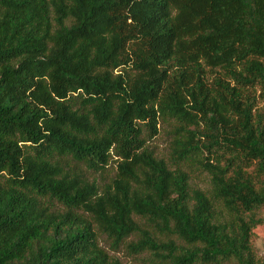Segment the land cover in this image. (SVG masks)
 I'll return each instance as SVG.
<instances>
[{"label":"trees","instance_id":"obj_1","mask_svg":"<svg viewBox=\"0 0 264 264\" xmlns=\"http://www.w3.org/2000/svg\"><path fill=\"white\" fill-rule=\"evenodd\" d=\"M263 208L264 0H0V264H261Z\"/></svg>","mask_w":264,"mask_h":264},{"label":"rangeland","instance_id":"obj_2","mask_svg":"<svg viewBox=\"0 0 264 264\" xmlns=\"http://www.w3.org/2000/svg\"><path fill=\"white\" fill-rule=\"evenodd\" d=\"M171 135L169 134V129L162 122L159 123L158 133L147 140L149 148H151L155 155L158 157H163L166 160L169 159L170 152V142ZM117 168V159L112 157L111 160L103 168L97 170L88 171L87 175L90 181H94L99 187H102L103 184L109 182L111 178L115 175ZM188 169V168H187ZM189 171V183L193 188H200L204 190L209 189V178L204 171H201L197 168L191 167ZM260 215L264 218V208L259 211ZM143 223V220H139ZM256 237L254 239V244L256 246V257L259 263L264 264V223L257 225L254 228ZM158 238L160 240L166 241L168 239L174 240L176 243H182L175 235L173 234H159ZM135 239L134 236L127 238L116 250H113L109 247V242L106 240L105 236H100V244L108 249L110 254L118 258L121 264H162L161 258L158 255H155L152 251L145 250L141 252H133L127 246V242Z\"/></svg>","mask_w":264,"mask_h":264}]
</instances>
